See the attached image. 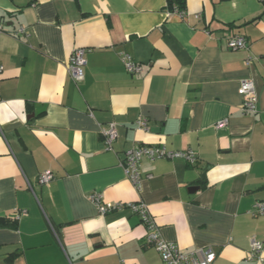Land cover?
I'll list each match as a JSON object with an SVG mask.
<instances>
[{
  "label": "crops",
  "instance_id": "crops-1",
  "mask_svg": "<svg viewBox=\"0 0 264 264\" xmlns=\"http://www.w3.org/2000/svg\"><path fill=\"white\" fill-rule=\"evenodd\" d=\"M235 35L245 48L228 47ZM0 65V216L15 221L0 226V264H162L138 215L100 213L93 192L144 202L163 239L211 247V264L264 263V1L184 0L180 15L166 0H0ZM244 79L255 114L240 112ZM139 144L191 149L197 162L143 158L135 186L120 162ZM252 236L262 261L246 258Z\"/></svg>",
  "mask_w": 264,
  "mask_h": 264
},
{
  "label": "built area",
  "instance_id": "built-area-1",
  "mask_svg": "<svg viewBox=\"0 0 264 264\" xmlns=\"http://www.w3.org/2000/svg\"><path fill=\"white\" fill-rule=\"evenodd\" d=\"M172 11L182 15V10L178 8H174ZM18 32H22V29H19ZM227 45L230 49H241L246 47L247 41L244 36L235 35L228 39ZM86 50L87 49L84 47L75 48L69 56L68 72L75 83H79L84 79L83 67L85 64ZM120 60L124 68L130 73L136 74L142 70L141 65L133 60L129 53L122 52ZM246 63L250 64V59H247ZM1 71L2 66L0 65V73ZM238 93L242 97L240 112L243 114H255L258 111V96L254 82L251 79L241 80L238 87ZM227 122V118L220 119L216 122V127H223ZM136 126L138 129L147 130V123L143 117H139L136 120ZM102 135L106 149H111L112 143L116 138L115 123L109 122L108 128L102 133ZM143 158L152 161L159 159H183L189 164H195L197 162V156L191 149H168L162 144L136 145L125 151L124 157L120 162L127 178L135 186L138 185L141 179L139 164ZM37 178L40 183H48L53 179V174L51 171L46 170L41 172ZM88 199L97 205L99 212L102 214L114 210L128 209L132 213L138 215L140 222L146 229L143 238L144 244L153 246L158 251L162 264H211L215 259L216 254L209 246L184 251L175 242L163 239L158 232L154 218L149 212L147 205L142 201L103 202L101 195L97 192L90 193ZM254 206L257 209V213H264L263 202H257ZM23 212H25V210L19 211L15 218L18 219ZM261 251V241L254 236L250 237L249 251L246 254V258L249 260L257 259L262 261Z\"/></svg>",
  "mask_w": 264,
  "mask_h": 264
},
{
  "label": "trees",
  "instance_id": "trees-1",
  "mask_svg": "<svg viewBox=\"0 0 264 264\" xmlns=\"http://www.w3.org/2000/svg\"><path fill=\"white\" fill-rule=\"evenodd\" d=\"M184 7V0H166V8L174 9L178 8L182 10ZM15 221H10L6 217L0 216V226L13 227Z\"/></svg>",
  "mask_w": 264,
  "mask_h": 264
}]
</instances>
